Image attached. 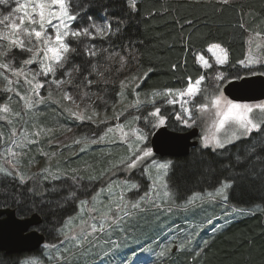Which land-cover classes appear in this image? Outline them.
<instances>
[{
  "label": "trees",
  "instance_id": "16d2710c",
  "mask_svg": "<svg viewBox=\"0 0 264 264\" xmlns=\"http://www.w3.org/2000/svg\"><path fill=\"white\" fill-rule=\"evenodd\" d=\"M133 7L126 0H79V4L73 0L71 4L72 11L80 10L75 27L89 26L93 30L91 25L95 22L105 27L108 34L94 40L85 37L79 43L69 38L75 51L68 54L69 60L62 70L75 73L79 84L85 76L94 81L89 89L103 102L112 104L118 87L113 75L102 71L101 78L92 67L95 64L97 70L114 53L127 57L128 52L132 54L133 69L140 78L135 92L144 98L167 89H183L189 78L194 81L206 75L195 57L204 55L210 43H220L229 54L228 63L217 70L230 80L237 74L240 78L249 76L239 61L246 56L247 33L260 32L264 36V0H229L227 4L216 0H137ZM85 43L97 52L96 56L86 54ZM18 56L22 58L24 54ZM77 67L79 72L74 70ZM256 73L264 76V64L256 67ZM4 102L5 96L0 92V104ZM169 111L170 108L162 109L165 127L177 133L188 131L176 120V112ZM191 128L199 133L196 124ZM99 153L92 150L84 162L73 158L63 163L67 178L40 179L35 192L33 184H20L16 178L0 175V209L13 210L20 219L38 215L41 224L36 230L45 237V244H59L64 222L76 214L78 203L87 199L98 184L93 182L89 187L86 183H93L87 182V173L79 166L91 162V174L103 165L94 163ZM166 160L171 162L165 179L168 190L174 193L171 204L182 208L176 214L169 211L170 225L186 221L188 213L183 212L181 204L190 196L214 191L222 183L231 185L226 190L227 204L246 212L223 227L208 228L206 238L201 236L204 241L191 249L186 246L173 252L174 247L151 264H264V134L254 131L221 150L198 146L185 157ZM75 179L81 181L79 186L70 183ZM154 218L149 214L139 221L140 239L130 247V252L136 245H143L145 239H156L161 233L163 229ZM42 247L31 254L0 253V264H21L28 258L45 264Z\"/></svg>",
  "mask_w": 264,
  "mask_h": 264
},
{
  "label": "rangeland",
  "instance_id": "374dc122",
  "mask_svg": "<svg viewBox=\"0 0 264 264\" xmlns=\"http://www.w3.org/2000/svg\"><path fill=\"white\" fill-rule=\"evenodd\" d=\"M126 1L129 6L133 7V4H135L137 0ZM14 6L15 0H9L7 5H0V18H2L3 14H8ZM2 28L3 26L0 25V29ZM249 34L250 33H247L246 35V55L249 54V49L251 48L254 56L264 57V36L255 40L250 46L248 44ZM0 43L7 44L6 41H0ZM256 43H260L262 47L257 49ZM14 52L18 54L14 55ZM19 53H23L24 56L20 58L18 56ZM28 55V53L21 52L19 49H13L9 54V58L14 56L16 58L14 63L18 66L20 65L21 60ZM127 55L128 57L123 56V67H121L120 59L122 55H116L115 57L113 54L110 56L111 58L107 57L106 62L101 64L96 70V73H98L107 69L106 73L113 75L115 78L114 80L118 87V94L112 104L103 102V99H101L100 96H96L90 91L89 88L93 86V84L88 86L86 83L85 87H80L78 86L80 84L74 80L73 84L63 86L65 90L77 100V102H80V97L83 93L87 92L89 94L85 97L81 107L83 108L87 103H92L93 108L87 109L85 112L86 116H91L93 109L95 110L97 114L91 120L76 119L65 111V107H72L74 111H77L78 109H76L71 102L64 101L62 95L57 93L54 85L52 86L54 93L52 100H46L45 103L36 105L34 110H26L24 102L15 95V92L4 91L7 82L4 80L3 76H0V92L5 96V102L3 104L7 103L13 113H19L18 116L13 115L9 117V119L12 120L11 124L7 121H0V133H2V139H0V153L4 152L6 147H12L10 137L13 129L16 131L17 139H22L20 134L26 132L28 133V139L36 141L35 143H26L24 149H15L16 151H23L25 153L21 157L22 166L19 168V171L26 177H39L37 181L26 179L23 184L28 183L33 184V186H38V181L40 179L46 178L49 180H58L67 178L66 175L68 174H66L63 167H61L62 164L73 158H76L75 160H77V158L81 159L82 162H84L85 159L88 158L87 155L91 153L92 150L100 152L96 155L94 163L97 165L103 164L101 167L93 169L91 174L89 173L90 169L93 168L91 162L79 166V170L87 173V182L98 183L96 187L94 186L95 188L93 191L89 193L88 198L83 199L87 202L84 208H81L79 202L77 205V212L72 216H79L84 221L88 222L85 225V228L87 229V232L90 233L88 237L89 242L83 244L79 248L65 251L69 245L59 233V237L61 238L59 244H44L42 247L41 251L46 262L45 264H121L122 260L131 257L133 252L135 253L134 258L138 257V259H136V264H151L156 257L159 258V253L161 251L164 253L169 252V249L172 250L174 247L175 251H182L184 248L181 249L179 245L188 237H191L192 243L187 244L186 246L191 249L195 243L198 242V244H200L204 241L202 237L206 238L204 237V234L208 232V228L216 229L220 225L223 227L229 221L243 216L246 212L229 206L224 198L203 201L196 200L192 205L183 208V212L185 214L188 213L186 221L180 225H170L167 218L169 216V211L170 214H176V211H180L182 208L176 209L177 206L171 204V199L163 198V189L158 188L157 191L160 192L159 198H157L155 192H153L150 201L142 202L141 206L137 209H131L129 207L130 214L127 216H125L123 212H120L119 215L121 218L119 221L116 224L112 223V220L117 215L115 206L120 202L119 197L122 193L124 194L125 199L129 201L130 205L134 200H138L140 197L144 196L146 192L152 191V180L149 179V176L154 177L156 171L152 168L151 161L154 159L158 163L168 162L166 159H155V157L152 156L145 159L142 163H139L135 168L128 169L126 163L129 162L130 159H135V155L129 147L130 145L134 146L137 143L135 136L132 134L133 129H138L146 134L150 133L147 136V140L141 145V147L144 145L150 147V137L156 129H153L150 125L146 124L144 118L147 117L148 112L153 111L155 107H160L161 112L162 109L165 108H170V113L173 111L174 113L176 112V114L180 112L178 105L173 106L166 103V100L171 97H163L162 95H159L160 93L153 95L152 93L144 98L140 97L135 92L140 78L135 74L136 71L133 69L135 64L131 59L132 54L128 52ZM203 56H205L206 59H209V62L213 64V67L207 70L201 68L206 72L204 86H211L214 83L211 78L219 71L217 70L218 68L225 65H215L214 61L210 58V54L207 53V50ZM260 65L262 64L258 63L252 68L241 66L246 70V73L249 76H252L259 75V73H256V67ZM29 67L36 70L38 65L33 64ZM65 71L66 70L61 69L57 72L56 77L42 76L40 79H66V77L63 76ZM0 72H3V70L0 69ZM6 75H9L14 81L17 79L16 77H11L10 73ZM72 75L75 78V73H72ZM133 77H135V80H133ZM121 81H125L126 84L123 89L121 88ZM230 81L232 80L227 79V81H222L221 83L224 87ZM13 87L23 93L29 86L25 85L23 79L20 78L19 85L14 84ZM40 91L41 95L45 97L47 96V87ZM56 100L59 101V104L54 102ZM137 101H140V103L137 104ZM197 101L204 102L202 97H197ZM256 111L258 113V110ZM213 113L214 110L210 107L204 114L199 112L195 113L199 118L190 126L197 125L200 136L199 147L202 149L206 148L203 146L202 138L205 135L215 132V128L213 127ZM135 116H139L140 119L134 120L133 117ZM119 126H123V132L120 130ZM108 128H112L113 131L107 132ZM40 129H44L45 131L41 132L38 137L31 135ZM48 129H51V131L48 132ZM77 129H79V131H77ZM80 131H82V134ZM105 133H107V135H105ZM124 133H127L128 135L124 136ZM217 135L222 136L223 132L217 133ZM100 136H105L103 142L87 144V146L85 145V141L90 139L99 140ZM248 136L241 137L238 140L245 139ZM78 139L82 141L79 144L75 143ZM238 140H234L232 143ZM230 144H226L225 147ZM82 148H84L83 151H81ZM207 148L213 150L211 146ZM0 159L3 158L0 157ZM4 167L9 168L10 171L14 172V170L10 169L7 164H5ZM145 168H149L150 171L145 172ZM53 175H56L58 178L53 179ZM1 176L15 178L14 174L10 176ZM99 180L100 182H98ZM17 181L20 183L18 179ZM163 182L166 183V180ZM70 183L74 186H79L81 181L75 179ZM94 183L86 184L90 187V185H94ZM132 183H136L138 188L132 189ZM110 187L111 191L109 192ZM215 190L211 192H215ZM207 193L208 192L199 195L203 197ZM224 195H226V192ZM94 196L97 197L95 200H93ZM184 204L185 203H182L181 206ZM93 205L96 210L90 211L89 209ZM156 205H159V207ZM233 209H236V211H233ZM106 212L108 213V217L107 219H104L103 214ZM149 214L155 217L154 220L161 225L160 230H163L160 234L158 233L156 239L155 237L154 239H145V242L142 241L143 245H136V249L133 251L131 250L130 252V247L136 243V240L140 239L138 237L137 229V226L140 224L139 221L142 220L145 215ZM69 219L64 222L63 228ZM156 221L155 223H157ZM101 222L106 225L105 230L103 231L93 233L91 228L88 227V225L95 224L99 228ZM80 224V218L73 220L72 228L74 231L72 234L77 235L78 239H83V233H81V229L78 227ZM158 241H160V243H158ZM33 260L36 261V264H43L35 258L22 260L21 264H32Z\"/></svg>",
  "mask_w": 264,
  "mask_h": 264
},
{
  "label": "snow or ice",
  "instance_id": "6c2138e0",
  "mask_svg": "<svg viewBox=\"0 0 264 264\" xmlns=\"http://www.w3.org/2000/svg\"><path fill=\"white\" fill-rule=\"evenodd\" d=\"M73 0H15V6L11 9L8 14H3L0 18V25L3 26L0 29V41H6L7 44L0 43V69L3 72H0V76H3L4 80L7 82L4 91L15 92V95L24 102V107L26 110H34L36 105L45 103L46 100L53 99V89L52 86H55V89L58 94L62 95L64 101L71 102L75 106L77 111H74L72 107H65L71 116L79 120L93 119L97 114L93 109L91 116H86L85 112L87 109H92V103H87L82 108L81 104L84 102L85 97L89 94L87 92L83 93L80 97V102L77 100L63 87L64 85H71L74 83L75 78L72 75V71H65L63 76L65 78L59 79H49L41 80L40 77H56V74L59 70L65 68V64L69 60V53L75 51L71 48L69 43V38L76 40L78 43L82 42V38H87L88 40H94L97 37L103 38L108 33L105 27H101L95 22L92 23L90 30L89 26L75 27L74 22L78 19L80 15V10L76 11L71 10V4ZM79 4V0H75ZM220 3L227 4L229 0H219ZM9 0H0V5H7ZM134 6V4H133ZM19 14V15H17ZM110 27V26H109ZM241 28H245L244 24L240 25ZM260 32L249 34L248 44H251L261 37ZM262 45L256 43V48L260 49ZM13 49H19L21 52H26L29 55L26 58H23L20 62V65H15V57L9 58L10 52ZM86 54L94 57L97 55L95 50H90V46L85 43ZM207 53L210 54V58L214 61V64L217 66H223L229 61L228 51L221 47L220 43H210L207 47ZM118 55V53H114ZM111 58V57H109ZM121 67L124 64V57L121 56ZM196 62L200 65L201 68L207 70L213 67V64L209 62V59H206L203 55H197L195 57ZM239 63L246 67L252 68L256 64H264V57L254 56L252 54L251 48L249 49V54L246 55ZM37 64L38 68L36 70L31 69L29 66ZM175 67V65L173 66ZM79 72V68L74 69ZM92 71L96 72V65L93 64ZM107 71V69H105ZM16 77L14 81L10 78ZM99 77L103 78L104 73H96ZM255 74V73H253ZM264 74V73H261ZM20 78L23 79L24 84L29 87L25 92L21 93L17 88L13 87L14 84L19 85ZM214 83L211 86H204L206 80L205 75H200L194 81L192 78L188 79L187 86L183 89H167L162 95L163 97H171L166 100L168 105H178L180 112L176 114V120L179 121L186 127H190L196 120L199 118L195 113L199 112L204 114L206 110L210 107L214 110L213 116V127L215 132L205 135L203 139V146H211L213 150L224 148L226 144L232 143L234 140H238L241 137H246L251 134L254 130L258 133L264 134V102L247 104V103H237L232 99H229L223 91L222 81H227L228 77L224 72L218 71L211 78ZM235 79H240L239 74L236 75ZM135 80V77H133ZM84 82L88 86L92 85L94 81L89 80L87 76L84 77V80L81 82L80 87H84ZM108 83L107 80L104 81ZM126 86L125 81H121V88L123 89ZM138 86V85H137ZM47 87V96L41 95V89ZM122 95V93H121ZM157 95V93H153ZM197 97H202L204 102L197 101ZM11 99V98H10ZM59 104V101H54ZM140 101H137L139 104ZM135 106V105H132ZM258 110V113L257 111ZM16 115L19 113H13L11 108L7 103L0 104V121H7L9 124L12 123V120L9 119L10 116ZM134 120H139V116L133 117ZM146 124L150 125L153 129H161L166 125V118L163 116L160 107H155L153 111H149L147 117L144 118ZM120 130L123 132V126H119ZM44 129H40L37 132L32 133L33 136H39L41 132H44ZM48 132L51 129L47 130ZM112 128H108L107 132H112ZM223 132L222 136H218L217 133ZM132 134L135 136L136 144L130 145V150L133 151L135 159H130L126 163L128 169L135 168L139 163H142L145 159L153 156V149L144 145V141L147 140V136L150 133L142 132L138 129H133ZM22 139L16 138V131L13 129L10 137L12 147H6L4 152L0 153V175H13L16 179L20 181L21 184L25 182L26 179H31L37 181L39 177L32 176L26 177L22 172L19 171V168L22 166L21 157L25 154L23 151H16L15 149H24L26 143H35V140L28 139V133L22 132ZM107 135V133H105ZM127 133H124V136H127ZM0 139H2V133H0ZM105 136H100L99 140L90 139L85 141L87 144H96L103 142ZM81 140H76L75 143H81ZM84 148L81 149L83 151ZM123 163V161H122ZM7 164L9 168H5L4 165ZM171 162H157L156 160L151 161L152 168L155 169L156 175L149 176V179L152 180V191L146 192L144 196L140 197L138 200H134L129 205V201L125 199L124 194L122 193L119 197V203L116 204L117 215L112 220L113 224H116L121 218L119 213L123 212L125 216L129 215V207L131 209H137L141 206L142 202L150 201L152 198L153 192L157 198L160 197V192L157 189H163V198L171 199L174 193L168 190L169 186L167 183H164L168 169L170 168ZM150 171L149 168H145V172ZM58 178L56 175H53V179ZM132 189H137L138 185L136 183L131 184ZM231 185L229 183H223L222 186L216 188L215 192H208L205 196H200L196 194L190 197L182 207H187L193 204L196 200H215L217 198L227 197L224 195L226 190L230 189ZM33 192L36 191L35 185L32 189ZM111 187L109 188V192ZM99 195V194H97ZM97 197H93L95 200ZM81 208L87 204L86 201H80ZM159 207V205H156ZM90 211H95L94 205L89 209ZM236 211V209H233ZM104 219H107L108 213H104ZM80 218L81 224L78 225L83 233V239H78L77 235H73L74 229L72 228L73 220ZM210 222V221H209ZM87 221H84L81 217H71L66 223L64 228L60 230V234L63 236L64 240L68 242L69 247L65 251H71L73 248H79L83 244L89 242L88 237L90 233L87 232L85 225ZM91 228L92 232L105 230L106 225L101 222L99 228L95 224L88 225ZM191 237L186 238L179 245L181 249L185 248L187 244H191ZM206 243V242H205ZM164 252L161 251L159 255L164 256ZM199 255V252L196 253ZM135 253L133 252L131 257L122 260L121 264H136ZM32 264H36V261L33 260Z\"/></svg>",
  "mask_w": 264,
  "mask_h": 264
},
{
  "label": "water",
  "instance_id": "95a60500",
  "mask_svg": "<svg viewBox=\"0 0 264 264\" xmlns=\"http://www.w3.org/2000/svg\"><path fill=\"white\" fill-rule=\"evenodd\" d=\"M224 94L237 103L255 104L264 101V76L252 75L228 82ZM198 130L177 133L165 126L150 137L153 156L158 159L185 157L198 146ZM41 224L38 215L20 219L13 210L0 209V253L6 255L31 254L45 244V237L35 228ZM175 250V249H174Z\"/></svg>",
  "mask_w": 264,
  "mask_h": 264
},
{
  "label": "flooded vegetation",
  "instance_id": "af4514ba",
  "mask_svg": "<svg viewBox=\"0 0 264 264\" xmlns=\"http://www.w3.org/2000/svg\"><path fill=\"white\" fill-rule=\"evenodd\" d=\"M190 129H192L191 127H188V130H190ZM199 138H200V136L198 135V138H197V141H198V144H199Z\"/></svg>",
  "mask_w": 264,
  "mask_h": 264
},
{
  "label": "bare ground",
  "instance_id": "6f19581e",
  "mask_svg": "<svg viewBox=\"0 0 264 264\" xmlns=\"http://www.w3.org/2000/svg\"><path fill=\"white\" fill-rule=\"evenodd\" d=\"M36 229V228H35Z\"/></svg>",
  "mask_w": 264,
  "mask_h": 264
}]
</instances>
